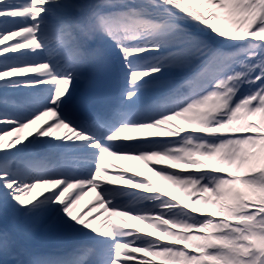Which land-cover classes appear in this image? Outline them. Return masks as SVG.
Masks as SVG:
<instances>
[{
    "label": "snow or ice",
    "instance_id": "obj_1",
    "mask_svg": "<svg viewBox=\"0 0 264 264\" xmlns=\"http://www.w3.org/2000/svg\"><path fill=\"white\" fill-rule=\"evenodd\" d=\"M148 257L264 264V0H0V264Z\"/></svg>",
    "mask_w": 264,
    "mask_h": 264
},
{
    "label": "bare ground",
    "instance_id": "obj_2",
    "mask_svg": "<svg viewBox=\"0 0 264 264\" xmlns=\"http://www.w3.org/2000/svg\"><path fill=\"white\" fill-rule=\"evenodd\" d=\"M171 123L180 124V121L174 120ZM182 127H186L184 125H180ZM34 130V129H33ZM172 139V138H169ZM107 163L114 165L115 167L107 169L104 173L102 179L111 180L112 184L110 187H121L125 188L127 185L123 183L122 180L116 179L114 173L121 172L125 177L134 176L137 180H145L146 182L152 183L157 189V194H164L166 199H172L174 202L179 201L181 204H185L182 198H179L175 194H173L170 186H163L159 181V177L155 174V169L159 167H164L170 164L169 161H161L156 163L154 160H149L147 163L140 160L128 159L126 157L114 158V157H105ZM176 170H179V166L173 165ZM132 191L141 192V189H131ZM97 192L96 191H88L87 194L83 197L80 204L77 206V212L87 211L91 204L96 201ZM96 213L102 212L98 206L95 210ZM95 214V213H93ZM120 219H124L128 224L132 226L129 231L139 230L140 234L146 232H152V229L149 228L146 222H141L138 220L131 219L130 216L120 217ZM155 235V233H153ZM34 245L38 251H44L51 248L53 242L49 240H45L40 236H36L34 238ZM137 256L143 255L141 253H136ZM153 260V259H152ZM135 264V262H132ZM157 264V263H156Z\"/></svg>",
    "mask_w": 264,
    "mask_h": 264
},
{
    "label": "rangeland",
    "instance_id": "obj_3",
    "mask_svg": "<svg viewBox=\"0 0 264 264\" xmlns=\"http://www.w3.org/2000/svg\"><path fill=\"white\" fill-rule=\"evenodd\" d=\"M172 139H174V138H172ZM171 170L175 171L176 169H175L174 167H172ZM158 177H159V176H158ZM159 181L162 183L163 186H170V187H171V190H172V192H173V194H175V195L178 196L179 198H182L183 201H184V203H185V204H189V206L191 207V204L189 203V201H187V200L184 198V196L181 194V192H180L178 189L174 188L170 183H168V182L162 180L160 177H159ZM148 258H149V259H153L154 261H156L157 264H159V261H158L155 257H148Z\"/></svg>",
    "mask_w": 264,
    "mask_h": 264
}]
</instances>
